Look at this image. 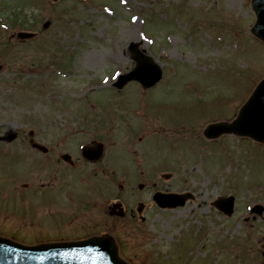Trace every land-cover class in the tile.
I'll list each match as a JSON object with an SVG mask.
<instances>
[{
	"label": "rangeland",
	"instance_id": "obj_1",
	"mask_svg": "<svg viewBox=\"0 0 264 264\" xmlns=\"http://www.w3.org/2000/svg\"><path fill=\"white\" fill-rule=\"evenodd\" d=\"M4 2L10 23L38 34L0 27V137L17 134L0 140V234L32 244L105 231L130 264H264V212L250 215L264 208V144L203 134L264 76L251 0ZM132 43L163 77L118 91ZM30 130L50 153L31 148ZM93 137L106 144L99 164L77 153ZM67 151L81 167L61 160ZM156 191L192 198L160 208ZM229 195L231 216L214 205ZM117 198L126 216L112 213Z\"/></svg>",
	"mask_w": 264,
	"mask_h": 264
},
{
	"label": "water",
	"instance_id": "obj_2",
	"mask_svg": "<svg viewBox=\"0 0 264 264\" xmlns=\"http://www.w3.org/2000/svg\"><path fill=\"white\" fill-rule=\"evenodd\" d=\"M257 21L252 29L254 34L264 40V0H252ZM22 38L32 37L33 33L20 32ZM133 44L136 67L133 71L120 77L118 86L137 79L145 87L155 84L162 75L161 68L149 56H145ZM1 68V66H0ZM224 133H233L238 136H250L264 143V79L256 86L255 90L239 110L238 115L230 122H216L209 124L205 130L208 138L219 137ZM12 138V137H11ZM41 148V145L34 143ZM102 146V144H100ZM87 147L85 156L89 159H98L102 154V147ZM66 157V156H65ZM188 194L157 193L155 199L161 206L174 207L183 205ZM218 208L231 214L233 212V197L220 198L216 202ZM261 212L260 206L255 207ZM0 264H128L119 255L116 241L111 236L93 237L81 242L42 244L26 246L10 239L0 237Z\"/></svg>",
	"mask_w": 264,
	"mask_h": 264
},
{
	"label": "flooded vegetation",
	"instance_id": "obj_3",
	"mask_svg": "<svg viewBox=\"0 0 264 264\" xmlns=\"http://www.w3.org/2000/svg\"><path fill=\"white\" fill-rule=\"evenodd\" d=\"M45 147L47 148V150L44 151V153L47 155L48 153H50L51 149H50V147H48V146H45Z\"/></svg>",
	"mask_w": 264,
	"mask_h": 264
}]
</instances>
